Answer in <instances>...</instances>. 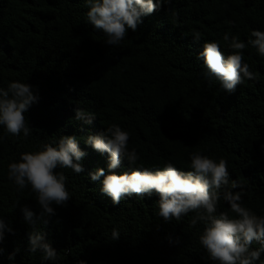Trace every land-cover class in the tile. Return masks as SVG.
I'll use <instances>...</instances> for the list:
<instances>
[{"label": "trees", "instance_id": "1", "mask_svg": "<svg viewBox=\"0 0 264 264\" xmlns=\"http://www.w3.org/2000/svg\"><path fill=\"white\" fill-rule=\"evenodd\" d=\"M87 11L85 0H0V88L25 82L39 96L25 113L32 129L27 138L5 135L0 126V218L13 230L0 243V264H51L40 252L30 254L33 231L44 233L56 249L57 264H217L199 243L203 224L189 226L194 213L166 223L155 214V193L113 204L101 191L103 177L92 181L88 175L99 168L110 174L107 153L85 139L118 124L130 133L129 151L135 148L141 158L137 166L150 169L171 162L188 171L197 151L217 162L223 158L230 182L244 186L243 205L264 215V57L250 45L243 50L257 79L229 93L205 78L200 56L205 42L231 54L225 33L247 43L253 30L264 31V0H170L142 17L120 46L105 42ZM77 108L94 113L93 122L76 120ZM60 136L77 137L85 171L56 169L67 176L72 198L66 207L53 206L56 214L47 224L29 223L25 207L40 213L35 194L17 191L7 165ZM113 171L132 168L125 159ZM228 208L221 199L218 212ZM113 228L118 240L111 239ZM255 264H264V252Z\"/></svg>", "mask_w": 264, "mask_h": 264}, {"label": "clouds", "instance_id": "2", "mask_svg": "<svg viewBox=\"0 0 264 264\" xmlns=\"http://www.w3.org/2000/svg\"><path fill=\"white\" fill-rule=\"evenodd\" d=\"M170 0H85L88 11L87 21L107 37L106 43L120 46L128 30L135 32L143 22L142 17L158 10ZM247 43L238 36L231 38L227 33L224 41L229 42L233 50L225 56L217 42H205L200 56L206 68L205 78L211 83L214 78L220 87L234 93L245 80H256L257 76L249 70L244 62L243 50L249 45L255 48L259 56L264 57V31L253 30ZM196 42L201 40V33H193ZM38 90L20 81H12L7 89L0 88V126L5 135L19 137L21 133L27 138L32 129L25 113L33 103L38 102ZM95 114L87 110L75 109V119L91 124ZM4 137H0L3 140ZM130 133L118 124H111L106 131L86 137V144L100 154L107 153L108 169H96L88 175L92 181H100L101 191L111 198L113 204L119 205L127 197H151L158 195V211L155 213L166 223L194 213L189 222L190 227L203 224L199 243L208 257L217 264H255L261 252H264V215H257L243 205V184L241 181L229 180L228 162L220 158L219 162L201 154L199 151L190 154L188 171L179 170L168 162L163 167L137 166L140 156L135 148L129 151ZM86 153L77 143L76 136H60L54 143H46L39 150L23 152L18 161L7 165V179L14 183L17 191L29 189L35 194L40 213L39 216L23 209L25 219L32 224L37 221L48 223L47 218L56 214L55 206L66 207L72 194L67 187V176L56 169H71L79 175L85 171L82 159ZM127 160L131 172L116 174L122 160ZM239 188V191L233 189ZM221 199L229 206L227 211H219ZM5 231L13 230L0 218V243L4 240ZM120 232L113 228L111 239L118 240ZM170 243H179L168 237ZM254 242L260 247L253 248ZM30 254L40 252L42 261L57 264L58 252L45 239L44 233L33 231L28 236ZM0 248V254L3 253ZM9 260L14 255H9ZM77 264H86L79 260Z\"/></svg>", "mask_w": 264, "mask_h": 264}]
</instances>
